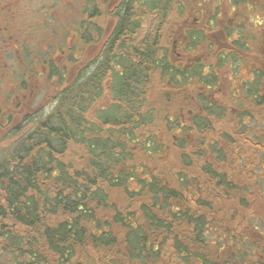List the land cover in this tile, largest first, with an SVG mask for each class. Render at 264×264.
Instances as JSON below:
<instances>
[{
	"label": "trees",
	"instance_id": "16d2710c",
	"mask_svg": "<svg viewBox=\"0 0 264 264\" xmlns=\"http://www.w3.org/2000/svg\"><path fill=\"white\" fill-rule=\"evenodd\" d=\"M117 3L90 66L39 86L52 110L13 111L0 264H264V106H246L264 105L263 68L211 104L220 72L247 61L184 23L187 0ZM89 25L85 46L105 33ZM169 26L187 50L219 53L175 62Z\"/></svg>",
	"mask_w": 264,
	"mask_h": 264
},
{
	"label": "flooded vegetation",
	"instance_id": "af4514ba",
	"mask_svg": "<svg viewBox=\"0 0 264 264\" xmlns=\"http://www.w3.org/2000/svg\"><path fill=\"white\" fill-rule=\"evenodd\" d=\"M118 1L102 0L109 7V18L115 12ZM198 1L201 0L196 2L187 0L190 15L184 23H188L190 28H200L204 31L208 35L209 44L215 43V47L226 48L225 51L229 54L237 53L247 61L246 67L240 69L237 76L233 74L237 66H233L232 71L231 66L227 65L225 71L220 72L217 86L208 87L212 88L208 90V102L229 106L228 95L237 87V78L253 81L252 70L259 68H263L264 75V39L261 43H257L260 38L258 33L263 31L261 29L257 34L254 33V28L250 27L249 23L251 14H254L258 20L260 17L264 20V0H208V2L205 0L202 8L204 12L199 13V18L193 16V8L195 5L197 7ZM78 4V14L82 21L74 25L71 23L73 17L69 11L70 0H0V153L7 132L11 130L7 131V125L13 115L11 111L14 109L13 106H34V101L38 98L34 95L36 86L46 82L48 84V79L65 78L67 81L69 33L73 31L70 27L76 30L71 39L72 44L75 42L78 46L85 45L89 24L93 26L95 24L93 20L98 14H102V10H106L98 0H81ZM228 5L234 10L233 13L239 15L238 22L234 21L231 26L226 24L222 14V7ZM85 14L87 19L84 18ZM112 18L115 25V17ZM199 19L200 23H198ZM261 24L262 22L259 25ZM234 35L237 37L233 38ZM239 36L252 46L250 52H245L239 46L231 44L238 41ZM179 37L183 43L180 47L186 48L187 39L184 34H180ZM94 39L96 42H91L90 45L100 42L98 35ZM38 47L42 53H39ZM207 48L208 62H212L213 54L217 55L219 51L215 48L211 49L210 45ZM185 51L192 54L196 50L186 48ZM38 59L40 61L37 65ZM247 103L246 106H264L257 102ZM39 106L45 104L41 102Z\"/></svg>",
	"mask_w": 264,
	"mask_h": 264
},
{
	"label": "rangeland",
	"instance_id": "374dc122",
	"mask_svg": "<svg viewBox=\"0 0 264 264\" xmlns=\"http://www.w3.org/2000/svg\"><path fill=\"white\" fill-rule=\"evenodd\" d=\"M79 1L81 0H70L71 2V5H70V8H69V11H70V14H72V21L71 23H74V25H77L79 24L81 21H82V18H80L79 14H78V6H79ZM108 1V0H107ZM112 1V0H111ZM98 2L102 5L103 8H105L106 10H102V14H98V17L96 19H94L93 21L96 23V26L100 25L103 30L105 31L104 35H103V38L102 40L99 42V43H95V45H90L89 46H85V45H81L78 46V48L80 49V53L78 54V48L75 46V42H73L72 44V38H73V34H75L76 30L72 27H70V30H73L71 33H69V38H70V48H71V51H75L76 53L75 54V59L73 61V63H68V68H70V70H74V72H76L78 69H81L85 66H90L89 63L90 61L95 58L96 54L98 53V51L100 50L101 48V45L104 43L105 41V36L106 34H108L111 29L113 28L114 26V19L111 17L109 18V7L107 6V4H104V2H102V0H98ZM194 2H196V0H194ZM205 0H201V1H198V5L196 7L193 8V16L194 17H198L199 18V13L200 12H204V9L203 6L205 5L204 4ZM206 2H208V0H206ZM200 6V7H199ZM99 7V6H98ZM101 8V7H100ZM233 9H231V7L228 5V7L226 6H223L222 7V14H224V20L226 21V24L231 26L234 21H237L238 22V17L239 15H237L236 13H233ZM263 11V10H262ZM264 12V11H263ZM207 14V13H206ZM204 13V15H206ZM190 14H187V16H189ZM192 15V14H191ZM77 16V17H76ZM262 16V14H261ZM85 19H87V15L85 14L84 16ZM201 18V16H200ZM193 19V17H192ZM200 19L198 21V23H200ZM196 22V21H195ZM255 22H256V25H255ZM260 22H262L261 25ZM249 23H250V27H253L254 28V33H258V31H260L262 29L263 32H259L258 35H260V38L259 40L257 41V43H261L262 42V39H264V20L262 17H260V19L258 20L254 14H251V18L249 20ZM171 29V31H170ZM174 28L172 26H169V29H168V42H169V48H170V53L172 55V59L174 61H180V62H186V63H190L192 61H195L194 59L196 57H202L205 62L208 61V48L207 47H201L199 50L193 52L192 54H188L186 50V48H181V38L179 37V35L177 34H174L173 32ZM251 31V30H250ZM174 34V35H173ZM237 37V35H234L233 38ZM180 38V39H179ZM39 49V47H38ZM77 50V51H76ZM70 51V49H69ZM39 53H42L39 49ZM194 54V55H193ZM79 58H80V61H79ZM78 60V61H77ZM39 59H38V63L37 65L39 64ZM75 74V73H74ZM74 78V77H73ZM72 77H68V82H70L71 79H73ZM65 79V78H64ZM37 85H40V84H37ZM47 85L46 84H42V87H45ZM66 85V80H64V86ZM41 86V85H40ZM42 88L39 87V86H36V89L34 91V95H36L38 98L37 100L34 101V106H30L32 107L31 111L32 112H35L37 108H40L41 106V102H43L44 104L47 103L48 101V97H49V91L48 90H45V88ZM163 87L160 86L158 83H156L154 85V95L159 93V92H162ZM153 99H154V96L152 95ZM157 105V104H155ZM157 106H161V105H157ZM16 106H13V108L15 109ZM26 108L28 106H25ZM46 107V110H45V113H48L52 110V107L53 106H45ZM25 108V109H26ZM14 109H12L11 111H14ZM264 125V124H263ZM264 127V126H262ZM3 135V134H2ZM5 139L3 141L2 144L4 145H9L11 144V140H7ZM264 260V259H263Z\"/></svg>",
	"mask_w": 264,
	"mask_h": 264
}]
</instances>
